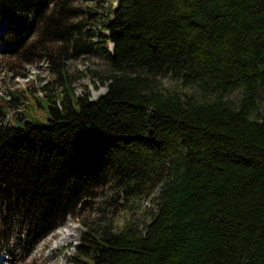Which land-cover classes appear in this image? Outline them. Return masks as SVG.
<instances>
[{
  "label": "trees",
  "instance_id": "obj_1",
  "mask_svg": "<svg viewBox=\"0 0 264 264\" xmlns=\"http://www.w3.org/2000/svg\"><path fill=\"white\" fill-rule=\"evenodd\" d=\"M115 1L88 40L69 0H0L9 50L62 76L99 51L107 81L48 84L25 119L0 99V252L30 254L108 187L154 208L89 225L75 264H264V0Z\"/></svg>",
  "mask_w": 264,
  "mask_h": 264
},
{
  "label": "rangeland",
  "instance_id": "obj_2",
  "mask_svg": "<svg viewBox=\"0 0 264 264\" xmlns=\"http://www.w3.org/2000/svg\"><path fill=\"white\" fill-rule=\"evenodd\" d=\"M112 1L116 3L115 0H69L79 11L77 19H82L86 23L82 33L88 40L96 39V27L101 26L104 20L105 16L98 11H106ZM17 22V26L22 28V37L30 36V40L36 38L37 34H34L33 29H28L20 19ZM10 26L4 22L0 23V32L9 30ZM87 28H91L90 31H87ZM8 46L0 41V99L5 102L6 99L13 98L14 93L16 98L14 101L18 107H12V111L20 118L25 119L20 109L26 107L27 102L35 103L38 100L37 96L42 97L47 92H51L52 95L55 93L53 89L44 88L48 84L51 88L55 85L62 89L66 80H69L77 94H84L86 91L91 98H97L107 90V81L103 82L99 74L100 72L106 74V64L99 51L83 52L65 58L62 65L65 66L66 76H62L52 70L53 63L48 62L44 51L34 54L31 49H27L23 54L9 50ZM69 51L72 53L73 47L69 46ZM55 104H59L58 100ZM41 112L44 110L41 109ZM41 117L45 119L46 115ZM153 208L151 196L127 201L123 198L122 192H117L113 188H103L97 195L81 204L78 216H68L66 222L37 243L30 254L18 253L11 256L0 252V264H75L72 261L76 252L75 245L79 243L81 233L89 225L98 221L103 225L111 222L120 227L127 219H144ZM56 240L59 244H55ZM3 244L5 242L0 241V248ZM13 246L15 249V245Z\"/></svg>",
  "mask_w": 264,
  "mask_h": 264
},
{
  "label": "bare ground",
  "instance_id": "obj_3",
  "mask_svg": "<svg viewBox=\"0 0 264 264\" xmlns=\"http://www.w3.org/2000/svg\"><path fill=\"white\" fill-rule=\"evenodd\" d=\"M59 231V230H58ZM64 231H65V233H66V229H64ZM62 232V231H61ZM63 233V232H62ZM67 234H65V236H66ZM64 236V237H65ZM61 238V237H60ZM61 239H63V237L61 238ZM55 242V241H54ZM65 243V242H64ZM55 244H59V241L58 240H56V242H55Z\"/></svg>",
  "mask_w": 264,
  "mask_h": 264
}]
</instances>
